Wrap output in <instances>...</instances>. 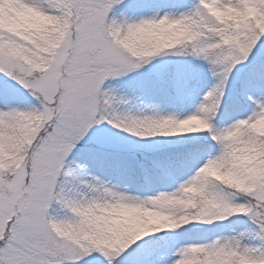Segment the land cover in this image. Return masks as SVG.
<instances>
[{
	"label": "snow or ice",
	"instance_id": "1",
	"mask_svg": "<svg viewBox=\"0 0 264 264\" xmlns=\"http://www.w3.org/2000/svg\"><path fill=\"white\" fill-rule=\"evenodd\" d=\"M262 123L264 0H0V264H264Z\"/></svg>",
	"mask_w": 264,
	"mask_h": 264
},
{
	"label": "rangeland",
	"instance_id": "2",
	"mask_svg": "<svg viewBox=\"0 0 264 264\" xmlns=\"http://www.w3.org/2000/svg\"><path fill=\"white\" fill-rule=\"evenodd\" d=\"M188 74L191 75L192 74V68H188L187 69ZM204 74V80L201 81V85L190 90L187 94L186 97L187 98V102H188V106L185 105V98L183 101L180 102H176L174 104L169 105L170 108H174L175 110H177L178 112H187L192 110V106L194 104L199 103L200 99L202 98L203 94L208 91L214 84V79L210 76V74L207 73L206 70H204L203 72ZM137 84V78L135 76L129 77L128 80L126 82H123L122 85H120L121 87V91H125L126 89L136 86ZM231 96H229L230 98ZM229 103V101H228ZM227 103V105H228ZM263 127H264V123ZM104 135L110 136L113 138V140L118 143V144H122L119 140H117L115 137H113V135L110 133V129L109 130H102ZM95 170V169H94ZM166 187L164 184L160 183L159 181H157L154 185L153 188H164ZM204 232H209L206 230V228H202L196 231H192V232H185L183 234H177V236L172 237V239L177 242V243H186V242H197L200 241L202 239V233ZM212 232V229L211 231ZM179 235V236H178Z\"/></svg>",
	"mask_w": 264,
	"mask_h": 264
},
{
	"label": "trees",
	"instance_id": "3",
	"mask_svg": "<svg viewBox=\"0 0 264 264\" xmlns=\"http://www.w3.org/2000/svg\"><path fill=\"white\" fill-rule=\"evenodd\" d=\"M188 68H192L193 72H192L191 75H189V78H188V81H187V84H186V87H185V94L188 91H190L191 89L200 86L202 84L201 81H203L204 77H205L204 74H203L205 69H203L202 67H197L195 62H193V64H191ZM229 96H231V90L229 91ZM228 101L230 103V98H229V100L225 101V106L226 107H227ZM185 103L187 104V100H186ZM261 128L264 129L263 125H261ZM111 133H112L113 137H115L117 140H119L122 144L129 146L128 147V151H129V155L130 156L131 155H135L136 152H138V151H142L145 154H147L148 149H133V148H131V145L139 143L138 141H131V140H127V139H123L122 140L120 134L118 132L114 131V130H111ZM147 143L156 144V143H160V141L153 140V141H149ZM188 232H192V231L190 230ZM175 236H177V235H175Z\"/></svg>",
	"mask_w": 264,
	"mask_h": 264
}]
</instances>
